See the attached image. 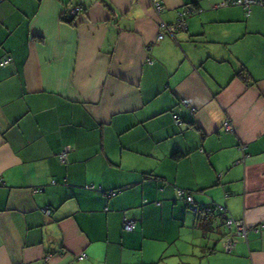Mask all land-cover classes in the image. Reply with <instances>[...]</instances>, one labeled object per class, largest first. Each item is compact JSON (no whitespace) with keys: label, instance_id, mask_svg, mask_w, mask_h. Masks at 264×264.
Returning <instances> with one entry per match:
<instances>
[{"label":"crops","instance_id":"obj_1","mask_svg":"<svg viewBox=\"0 0 264 264\" xmlns=\"http://www.w3.org/2000/svg\"><path fill=\"white\" fill-rule=\"evenodd\" d=\"M223 1L0 0V264H264V3Z\"/></svg>","mask_w":264,"mask_h":264},{"label":"built area","instance_id":"obj_2","mask_svg":"<svg viewBox=\"0 0 264 264\" xmlns=\"http://www.w3.org/2000/svg\"><path fill=\"white\" fill-rule=\"evenodd\" d=\"M151 5H152V8L156 11V13L160 14L163 10V4L161 2V0H151ZM223 4L227 3V4H230V3H234V4H242L244 5L248 11L250 10L249 8L251 7V5L253 3H264V0H224L222 2ZM82 10H84V6L83 5H75L72 7V9L69 10V12L71 14H78L79 12H81ZM196 11V8H191V7H188L185 11L181 12L180 14V19L178 20V22L174 25H165V24H162V27H164L167 31L173 33L174 31H176L178 28L180 27H186V17L188 14L192 13V12H195ZM160 37H163V34L160 35ZM9 59L10 58H6L5 60L1 61V65H5L9 62ZM174 119L176 122H180L181 119H180V116L178 114H175L174 115ZM230 128V126H228ZM73 147L71 145H66L63 147V149L61 150V152L59 153V157H60V160L63 162V163H66L67 162V157H68V154L72 151ZM92 188L94 186H91ZM117 191H113L112 194H116ZM111 194V195H112ZM178 195L180 198L184 199L186 201V204L189 208L195 210L199 215H204V214H208V213H211L213 211V207L212 206H204V205H199L197 204L195 198H194V195L189 192V191H186V190H183V189H179L178 190ZM222 210L225 211V208L223 206H216ZM44 211L48 212L49 211V208H46ZM226 225L228 227H232L233 225H235L236 227V233L242 237L246 236L247 234V227L245 226V224L242 222V221H237V220H234L233 218H227L226 219ZM260 228L264 229V221L261 222L259 225H258ZM124 228L126 230H133L135 228V221L132 220V219H127L125 218L124 220ZM235 244V241L234 240H229L227 243H226V248L228 251H231V249L233 248ZM86 257V254L85 253H82L78 256L79 259H84Z\"/></svg>","mask_w":264,"mask_h":264},{"label":"trees","instance_id":"obj_3","mask_svg":"<svg viewBox=\"0 0 264 264\" xmlns=\"http://www.w3.org/2000/svg\"><path fill=\"white\" fill-rule=\"evenodd\" d=\"M197 9V8H196ZM193 13V12H192ZM192 13H190V14H192ZM73 15L74 14H72L71 16L73 17ZM189 16V14L187 15V17ZM187 19V18H186ZM186 24H187V20H186ZM185 28H187V25H186V27ZM245 77V76H244ZM246 78V77H245ZM209 214V213H208ZM204 215H207V214H204Z\"/></svg>","mask_w":264,"mask_h":264}]
</instances>
